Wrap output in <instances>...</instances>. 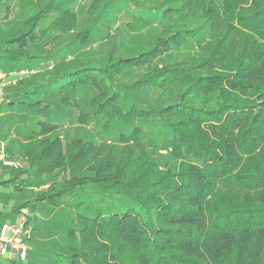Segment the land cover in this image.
<instances>
[{
  "label": "trees",
  "instance_id": "16d2710c",
  "mask_svg": "<svg viewBox=\"0 0 264 264\" xmlns=\"http://www.w3.org/2000/svg\"><path fill=\"white\" fill-rule=\"evenodd\" d=\"M72 1L46 0L0 37L2 71L34 70L0 109L32 118L18 144L49 140L32 165L62 175L4 215L27 210L32 246L63 234L55 264H264V0H91L78 27ZM121 13L129 33L157 29L148 46L124 47ZM73 118L83 132L62 140ZM1 169L0 186L30 176ZM41 203L63 209L44 222Z\"/></svg>",
  "mask_w": 264,
  "mask_h": 264
},
{
  "label": "rangeland",
  "instance_id": "374dc122",
  "mask_svg": "<svg viewBox=\"0 0 264 264\" xmlns=\"http://www.w3.org/2000/svg\"><path fill=\"white\" fill-rule=\"evenodd\" d=\"M45 1L46 0H27L24 2L23 8H21L19 0H0V37L10 35L11 33L17 31L21 27L23 20L30 15L34 9L42 7ZM90 1L91 0H73L70 3L69 8L77 18V27L85 21V9ZM53 18L54 16L52 15L41 20L40 27L46 26L51 20H53ZM127 21H130V17L125 13H121L117 16L112 27L113 32L120 40H122L124 47L133 49L136 46H148L155 37L157 29L152 27L148 30H143L140 33H129L125 27V23ZM56 36H58V33L55 31L51 32L50 38L44 43V48H46V46H51L54 43L56 44ZM106 45V41L99 40L98 42L92 44L91 47L96 54H103ZM195 46L196 44L194 41L187 42V44L182 46L180 49L173 50L171 52V59L178 60L188 56L194 51ZM3 47L4 45L0 43V53L2 52ZM163 58L166 59L167 55ZM2 70L3 69L0 67V71ZM140 73L141 71H133L125 76L124 80L133 78ZM29 78L30 75H24L21 79L27 80ZM16 87L17 90L20 89L19 85H9L8 89L6 88L5 90L6 97L12 91L15 92ZM150 97L153 98L154 93H151ZM23 116H25V114L22 112L0 109V143L2 144V148H0V174L2 175L0 178L7 177V174L3 171V169H1L3 165L7 164H14L22 168H26L28 169V173L31 175L22 177L23 182L19 183L18 186L5 187L4 191L6 192V196L5 198L0 196V200L1 202H5L7 206L4 207L3 213L1 214L9 213L13 207L20 205L26 200H33L41 190L47 187L49 180H59L62 176L58 171V167H56L57 162L50 160V158L36 161L34 165H32V152L38 150L49 140L36 141L33 146L31 142V145L27 149H24L18 144L16 131L18 129H23L24 127H32V118H24ZM81 132L83 131L81 130V127L75 123L74 118L71 119L70 122L68 120L64 121L61 129L57 130V133L62 137V140H68V138L79 135ZM96 138L99 139L98 137ZM8 200L11 202L7 203ZM61 209H63L61 206L58 208H52L46 203H41L39 204L38 210L35 211V216L37 219L47 222L51 218H55ZM13 219L15 218L12 216L4 215L0 218V223H2V221H13ZM56 220H59L60 222L63 221L62 218H56ZM52 234V236H34L37 242L35 246H32L34 248L32 249L33 251L27 261L19 262L18 260H15V263L5 261L2 264H55L58 256L56 255V250L54 249H57L58 246H67L69 240L61 233L52 231Z\"/></svg>",
  "mask_w": 264,
  "mask_h": 264
},
{
  "label": "built area",
  "instance_id": "2783aa9c",
  "mask_svg": "<svg viewBox=\"0 0 264 264\" xmlns=\"http://www.w3.org/2000/svg\"><path fill=\"white\" fill-rule=\"evenodd\" d=\"M34 70L0 71V106L5 102V89L15 85L22 76L30 75ZM0 148L2 144L0 143ZM27 210L22 209L16 221L0 224V263L4 260L23 261L27 258L32 224L27 220Z\"/></svg>",
  "mask_w": 264,
  "mask_h": 264
},
{
  "label": "crops",
  "instance_id": "0c3cea01",
  "mask_svg": "<svg viewBox=\"0 0 264 264\" xmlns=\"http://www.w3.org/2000/svg\"><path fill=\"white\" fill-rule=\"evenodd\" d=\"M30 175V174H29ZM31 176V175H30ZM20 187V186H19ZM5 190V186H0V196L2 197V198H5V196H6V192L4 191ZM11 201H9L8 200V202L7 203H10ZM7 206V204L5 203V202H1V200H0V213H3V210H4V207H6ZM2 215H4V214H2ZM30 216H32V213L30 214ZM13 218H15V219H13V221H16L18 218H19V213L18 214H16ZM4 221H2V223H3ZM1 224V223H0ZM34 247H32V241L29 243V249H28V253H27V258L25 259V260H23V261H19V262H25V261H27L28 259H29V256L31 255V253H32V249H33Z\"/></svg>",
  "mask_w": 264,
  "mask_h": 264
}]
</instances>
